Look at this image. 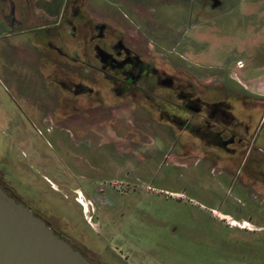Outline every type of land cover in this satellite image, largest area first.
Masks as SVG:
<instances>
[{"label": "rangeland", "instance_id": "374dc122", "mask_svg": "<svg viewBox=\"0 0 264 264\" xmlns=\"http://www.w3.org/2000/svg\"><path fill=\"white\" fill-rule=\"evenodd\" d=\"M216 3L213 12L200 13L191 29L147 25L129 32L118 30L121 36L128 32L142 54L154 55L157 65L183 69L184 79L204 99L225 100L237 118H243L244 110L247 118L256 113L250 127L256 139L250 141V153L248 148L242 153L247 155V163L244 165L242 157L236 164H228L229 158L217 153L216 165L221 169H212L208 163L197 166L195 159L174 167L152 144L154 127L135 126L134 149L145 151L150 159L141 176L131 172L123 183H115L117 192L134 199L137 206L134 213L124 211L122 219L115 213V243L123 247H115V255L125 264H264V125L259 130L264 118V90H260L264 89V0ZM15 32L19 33L7 36ZM42 34V30L0 28V155L10 148L9 152L29 166H46L52 155L50 136L43 130L48 126L35 124V118L44 112L38 110L42 103L55 102L48 71L55 81L87 83L100 90L102 98L107 97L105 102H115L108 84L81 68L83 55L90 53L81 32L73 35L71 30L55 29L50 31L51 37ZM46 41L68 57L47 49ZM54 85L58 90V83ZM66 96V101L77 105L100 101L95 96ZM139 112L120 110L111 116L147 117ZM200 150L206 155L209 151ZM224 168L228 171H221ZM2 173L14 190L23 189L22 181L29 185L14 166L5 167ZM39 175L52 176L42 170ZM61 175L71 180L70 175ZM73 187L76 185L69 183L57 192L69 198Z\"/></svg>", "mask_w": 264, "mask_h": 264}, {"label": "flooded vegetation", "instance_id": "af4514ba", "mask_svg": "<svg viewBox=\"0 0 264 264\" xmlns=\"http://www.w3.org/2000/svg\"><path fill=\"white\" fill-rule=\"evenodd\" d=\"M216 4V0H0V28L42 30V35L48 37L55 29H68L73 35L81 32L85 49L90 52L83 55L81 68L108 84L115 100L105 102L107 97L102 98L100 90L87 83L55 81V75L48 71L55 102L47 104L43 100L38 110L44 112L39 119L35 118V124L48 126L43 130L51 140L50 163L29 166L15 152H9L10 148L0 155V188L91 264H115V261L125 264L115 255V247L123 249L115 243V213L122 219L124 211L134 213L137 206L132 202L134 199L117 192L115 183H123L131 172L141 176V170L148 165L150 156L134 149L133 131L137 124L154 127L152 144L163 152L165 162L174 167L195 159L193 163L197 166L208 163L212 169H221L216 165L217 153L227 156L228 164H236L242 157L244 165L247 163V155L242 153L247 148L250 153L253 147L250 141L256 139L250 128L256 121V113L247 118L244 110L243 118H237L225 100L204 99L184 79L183 69L167 70L157 65L155 56L142 54L128 33L130 29L151 25L159 29H191L200 13L213 12ZM125 28L128 32L119 35L118 30ZM45 45L68 57L51 41ZM65 93L68 98L85 95L100 101L77 105L66 101ZM134 109L147 117L111 116L120 110ZM263 125L264 118L259 130ZM151 137L142 143L147 144ZM200 148L209 150L208 154ZM8 166L24 174L29 185L22 181L21 191L11 188L2 173ZM41 170L51 174V178L39 175ZM60 173L70 175L71 180ZM69 183L76 187L69 198L62 197L57 191ZM147 216L144 210V219Z\"/></svg>", "mask_w": 264, "mask_h": 264}, {"label": "water", "instance_id": "95a60500", "mask_svg": "<svg viewBox=\"0 0 264 264\" xmlns=\"http://www.w3.org/2000/svg\"><path fill=\"white\" fill-rule=\"evenodd\" d=\"M0 264H91L0 188Z\"/></svg>", "mask_w": 264, "mask_h": 264}, {"label": "built area", "instance_id": "2783aa9c", "mask_svg": "<svg viewBox=\"0 0 264 264\" xmlns=\"http://www.w3.org/2000/svg\"><path fill=\"white\" fill-rule=\"evenodd\" d=\"M80 202H81V201L78 200V203H79V204H81ZM81 205H82V204H81ZM82 206H83V205H82Z\"/></svg>", "mask_w": 264, "mask_h": 264}, {"label": "crops", "instance_id": "0c3cea01", "mask_svg": "<svg viewBox=\"0 0 264 264\" xmlns=\"http://www.w3.org/2000/svg\"><path fill=\"white\" fill-rule=\"evenodd\" d=\"M260 90H264V89H260Z\"/></svg>", "mask_w": 264, "mask_h": 264}]
</instances>
